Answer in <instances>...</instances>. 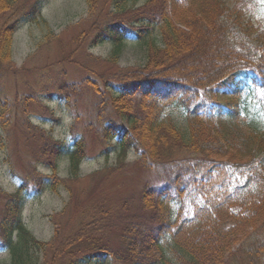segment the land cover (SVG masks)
<instances>
[{
    "label": "trees",
    "instance_id": "trees-1",
    "mask_svg": "<svg viewBox=\"0 0 264 264\" xmlns=\"http://www.w3.org/2000/svg\"><path fill=\"white\" fill-rule=\"evenodd\" d=\"M44 1L0 0V72L11 66L14 31L35 20ZM127 1L105 0L113 9L93 24L92 43L112 42L113 59L122 43L144 41L158 30L162 46L147 42L142 65L82 84L96 99L98 135L115 141L122 154L132 151L160 185L145 186L137 210L122 220L108 222L97 209L73 234L55 232L51 241H39L23 222L26 200L45 188L67 187L55 171L59 156L69 157L74 175L83 157L81 141L72 149L47 136L36 162L51 173L31 163L15 192L0 190V251L9 253L10 264H35L37 252L52 247L50 264H104L107 256L127 264H227L228 258L264 264V136L240 108L243 99L264 95L262 0L183 10L177 2L169 8L167 0H145L131 10ZM85 2L94 16L100 0ZM168 106L183 109L188 138L161 122ZM8 108L0 87L2 125ZM110 228L118 243L106 239Z\"/></svg>",
    "mask_w": 264,
    "mask_h": 264
},
{
    "label": "rangeland",
    "instance_id": "rangeland-1",
    "mask_svg": "<svg viewBox=\"0 0 264 264\" xmlns=\"http://www.w3.org/2000/svg\"><path fill=\"white\" fill-rule=\"evenodd\" d=\"M217 1L233 5V0H167V6L177 2L180 10L185 6L196 9ZM144 2L128 0L126 6L133 10ZM111 9L100 0L98 11L90 17L85 0H45L39 16L20 22L14 31L11 66L0 72V87L9 104L5 125L0 122V190L15 192L31 170V163L40 173H51L46 163L36 162L47 136L72 149L81 141L83 157L76 175L66 154L56 160L57 176L66 180L67 187L61 186L57 192L45 188L23 206V222L39 241H51L55 232L60 237L73 234L80 223L93 220L90 216L94 217L91 214L97 209L107 214L108 222L122 220L137 210L145 186L160 185V177L142 167L132 151L122 154L115 141L107 143L98 135L96 99L91 88L82 84L86 78L98 80L101 74L142 65L147 42L162 46L156 30L144 41L122 43L112 59L114 44L92 43L91 31L93 24L105 19ZM259 13L264 16V0ZM240 108L252 127L264 136V95L259 94V100L243 99ZM162 121L171 122L185 138L189 137L183 109L164 107ZM2 201L0 198V214ZM114 233L110 228L104 235L118 243ZM238 238L241 241L244 237ZM235 248L231 245V251ZM52 249L37 252L35 264H50ZM0 264H10L8 252L0 251ZM79 264L90 263L86 260ZM104 264L127 263L107 256ZM227 264L236 263L228 258Z\"/></svg>",
    "mask_w": 264,
    "mask_h": 264
}]
</instances>
